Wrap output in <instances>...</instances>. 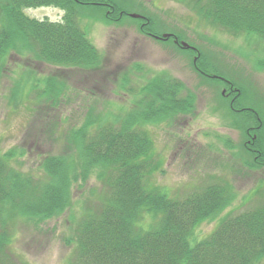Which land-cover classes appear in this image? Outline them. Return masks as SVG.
Segmentation results:
<instances>
[{
    "label": "rangeland",
    "instance_id": "374dc122",
    "mask_svg": "<svg viewBox=\"0 0 264 264\" xmlns=\"http://www.w3.org/2000/svg\"><path fill=\"white\" fill-rule=\"evenodd\" d=\"M10 1L0 0V7ZM83 1L91 5H76L75 19L103 58L99 68L65 71L15 51L4 59L0 76V151L14 153L13 168L39 178L42 174L38 164L44 157H67L71 153L66 151L67 137L82 126L89 109L94 117L133 109L138 97L133 85L144 86L157 76L170 77L178 83L180 96L187 94L193 99V109L175 113L151 127L157 154L153 160L160 169L148 182L164 188L177 201L192 190L220 182L231 184L235 194L234 202L223 212L194 229L190 243L210 236L223 218L263 204L264 162L259 166L254 157L261 153L259 145L264 142V41L230 32L198 16L190 0ZM96 2L109 3L122 15H111L115 21H105L103 13L110 10L95 7ZM24 14L51 21L63 16L62 11L52 7L25 9ZM131 15L150 20V33L141 31L147 22ZM179 42L192 50L180 48ZM202 56L207 76L195 69ZM48 77L66 87H62L60 105L36 95L44 86L47 89ZM227 82L234 83L240 93V98L231 102L235 105L232 110ZM223 90L225 97L221 96ZM101 188L96 173L91 172L85 183L79 180L72 186L70 206L58 216L43 221L15 220L11 252L28 264H70L76 224L85 206L96 208L93 194ZM6 264H16V260L8 259Z\"/></svg>",
    "mask_w": 264,
    "mask_h": 264
},
{
    "label": "trees",
    "instance_id": "16d2710c",
    "mask_svg": "<svg viewBox=\"0 0 264 264\" xmlns=\"http://www.w3.org/2000/svg\"><path fill=\"white\" fill-rule=\"evenodd\" d=\"M190 2L198 16L230 32L264 41V0ZM95 4L110 10L104 13L106 20L122 15L109 3ZM76 5L91 4L83 0H11L0 7V76L4 59L15 50L30 52L39 62L54 66L96 68L100 60L77 25ZM40 7L58 8L65 14L61 21L51 22L23 13ZM146 21L141 26L144 34L150 33L151 22ZM202 67L203 56L195 69L207 76ZM169 78L157 76L144 86L133 85L138 94L133 109L96 117L87 111L82 126L67 137L66 151L71 153L44 157L38 164L39 178L14 169V153L0 151V264L12 258L16 264H28L10 250L15 220L43 221L58 216L70 206L72 186L79 180L85 183L91 172L96 173L102 188L93 194L96 208L85 206L76 224L70 264H264V203L223 218L210 236L192 245L194 229L234 202L231 184H210L177 201L164 188L148 182L160 169L153 160L157 154L151 127L193 109V99L187 94L180 96L178 83ZM230 85L236 88L234 83ZM62 94L48 80L39 99L57 106ZM231 104L229 101L232 110L235 105ZM259 151L254 160L260 166L264 142ZM252 163L253 159L249 168Z\"/></svg>",
    "mask_w": 264,
    "mask_h": 264
},
{
    "label": "water",
    "instance_id": "95a60500",
    "mask_svg": "<svg viewBox=\"0 0 264 264\" xmlns=\"http://www.w3.org/2000/svg\"><path fill=\"white\" fill-rule=\"evenodd\" d=\"M165 38H167V37L165 36L164 39H165ZM182 46H183L184 48H188V47H187L186 45H184V44H182Z\"/></svg>",
    "mask_w": 264,
    "mask_h": 264
}]
</instances>
